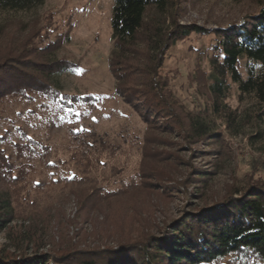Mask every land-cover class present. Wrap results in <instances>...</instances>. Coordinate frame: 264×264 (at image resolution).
<instances>
[{"label": "trees", "instance_id": "trees-1", "mask_svg": "<svg viewBox=\"0 0 264 264\" xmlns=\"http://www.w3.org/2000/svg\"><path fill=\"white\" fill-rule=\"evenodd\" d=\"M46 1L0 0V14L28 13ZM227 1L245 3L249 13L208 29L180 23L181 0H113L108 70L114 93L147 129L136 168L131 176L117 177L125 166L116 167L117 149L106 136L73 132L67 159L53 168L56 179L35 181L36 163L53 167L47 160L50 146L39 138L20 143L0 136V233L5 232L11 243L0 248V264H264V179L255 178L252 170L213 199L204 190L187 192L188 186L198 189V184H205L213 172L190 167L184 174L188 163L183 153L192 146L221 145L225 133L237 136L246 131L249 146L264 150V0ZM4 27L0 22V35ZM192 35L213 37L205 55L203 101L189 108L176 97L162 69L169 49ZM68 41L49 17L25 38L1 47L0 121L11 122L13 105H33L28 110L33 116L35 105L65 113L90 100L63 92L61 78L76 69L73 62L57 56ZM231 85L237 92L235 108L226 103ZM18 116L24 119L22 112ZM44 122L48 140L55 126L50 119ZM159 133L182 143L170 144L166 152L160 149L167 144ZM60 167H70L73 174ZM31 189L47 194L31 196ZM51 195L56 201L72 197L78 210L87 213L133 197L187 202L154 233L140 232L111 245L70 244L44 252L37 234L29 237L11 225L33 223ZM195 197L197 202L188 201Z\"/></svg>", "mask_w": 264, "mask_h": 264}, {"label": "rangeland", "instance_id": "rangeland-1", "mask_svg": "<svg viewBox=\"0 0 264 264\" xmlns=\"http://www.w3.org/2000/svg\"><path fill=\"white\" fill-rule=\"evenodd\" d=\"M181 2L184 13L180 23L208 29L237 22L249 13L245 3L234 4L227 0ZM112 5L113 0H47L41 7L28 13L0 14V22L5 24L4 36L0 35V49L8 42L13 44L25 38L34 25H45L51 17L58 32L69 38L57 56L67 58L76 65L72 73L61 78L63 92L90 98L88 102L74 104L65 113L50 108L40 109L35 105L33 116L28 112L33 105H13L8 115L11 122L0 121V136H8L20 143H25L27 138H39L50 146L47 160L53 167L45 169L36 163L33 174L35 181L56 179L58 172L53 168L58 160L67 159L66 148L72 142L73 132L85 134L93 131L106 136L117 149L116 167L123 163L125 166L117 177L131 176L133 168H136L143 134L147 129L138 115L114 93V78L108 70V58L113 47L110 30ZM212 37L192 35L171 47L164 61L162 73L170 79V87L176 97L189 108L203 101L208 70L205 55L209 53L207 48ZM240 72L244 75L243 62H240ZM236 96V89L231 85L226 103L232 108L237 105ZM19 112H22L24 119L19 118ZM45 119H50L55 126L48 140ZM152 134L156 135L152 132L147 135ZM159 137L167 144L159 148L166 152L170 150V144L174 146L182 143L167 134L159 133ZM194 150H199L200 154H193ZM182 157L188 163L184 174L190 171V167L213 172L205 184H198V189H195V185L188 186L189 193L204 190L213 199L222 197L233 184L250 175L252 170L255 178L259 176L264 179V150L249 146L246 131L237 136L225 133L221 145L207 143L192 146L191 151H186ZM60 169L68 175L73 174L70 167ZM101 172L105 173L107 169H101ZM31 190V196L47 194ZM48 199L33 223L14 222L11 225L15 226L14 231L19 230L29 234V237L37 234L39 243L45 246L41 250L44 252L58 246L67 248L70 244L79 248L111 245L120 239L133 238L140 232L154 233L168 218L175 217L187 202L183 199L168 201L133 197L126 198L110 209L87 213L78 210L72 197L65 196L56 201L51 195ZM197 200L195 197L188 201ZM10 234L9 237H12L13 234ZM6 239L7 234L0 233V248L2 245L10 246L11 243ZM9 249L10 253L14 252Z\"/></svg>", "mask_w": 264, "mask_h": 264}]
</instances>
